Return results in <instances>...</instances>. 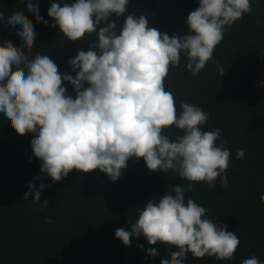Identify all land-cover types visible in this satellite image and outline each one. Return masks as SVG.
<instances>
[{
    "label": "clouds",
    "instance_id": "obj_1",
    "mask_svg": "<svg viewBox=\"0 0 264 264\" xmlns=\"http://www.w3.org/2000/svg\"><path fill=\"white\" fill-rule=\"evenodd\" d=\"M254 3L256 0H198V7L185 20L188 31L170 36L149 27L144 14L130 13L129 0H51L47 10L53 18L50 26H58L67 40L97 36L68 59L75 76L58 71L48 55L38 52L26 58L37 33L22 18L5 25V14L0 11V24L16 34L19 43V54L11 47L0 48V121L20 135L34 134L32 153L41 161L40 172L53 182L73 169L84 173L100 170L116 181L135 157L143 158L149 170H171L189 182H207L210 189L219 177L226 188L231 151L220 139L221 129L203 130L210 113L199 105L181 102L178 113L174 95L166 90L164 81L170 67L180 65L182 55L193 76L209 61L223 75L225 68L213 59L214 51L232 25L253 12ZM19 5L30 19L49 25L40 15L38 0H20ZM125 13L129 14L117 31L116 21L110 18ZM256 23L264 24V19L258 17ZM62 81L73 86L75 98ZM169 126L182 134L175 138L166 135ZM236 156L244 158L245 150L237 149ZM45 186L41 183L37 188L29 181L23 199H29L31 193L34 202L48 206L46 200L40 201ZM192 187V183L174 184L139 208L130 230L117 228L114 236L125 246L131 244L130 237L141 235L149 245L174 246L170 258H162L160 264H185L189 252L196 258L233 259L239 237L227 230V223L210 217L205 206L185 198ZM260 199L264 202V194ZM146 252L150 257L159 255L156 247H148ZM241 264L264 261L252 255Z\"/></svg>",
    "mask_w": 264,
    "mask_h": 264
},
{
    "label": "trees",
    "instance_id": "obj_2",
    "mask_svg": "<svg viewBox=\"0 0 264 264\" xmlns=\"http://www.w3.org/2000/svg\"><path fill=\"white\" fill-rule=\"evenodd\" d=\"M19 3L0 0V11L5 14V25L22 18L37 33L33 49L24 54L26 58L38 52L48 55L58 71L75 76L67 61L96 40V34L80 41L67 40L58 26H50L53 18L47 10L51 0H38L40 15L49 25L30 19ZM197 7L198 0H129L128 5L130 13L144 14L149 27L170 36L188 31L186 17ZM252 7L253 12L237 20L214 51L213 59L225 68L223 75L209 61L193 76L182 55L180 65L170 67L164 81L166 90L174 95L178 113L181 102L199 105L210 113L203 130L221 129L220 139L231 151L227 187L221 185L219 177L210 189L207 182H189L171 170L152 171L143 158L135 157L129 159L116 181L100 170L84 173L73 169L53 182L40 172L41 161L32 153L34 134L20 135L0 121V264H160L162 258H170L174 246L160 242L149 245L143 235L130 237L131 244L125 246L114 231L121 227L130 230L139 208L177 183H192L185 198L205 206L210 217L227 223V230L240 239L231 260L207 255L196 258L189 252L185 264H241L252 255L264 261V202L260 199L264 194V24L256 23L258 17L264 19V0H256ZM128 14L110 18L116 21L117 31ZM15 35L0 24V48L11 47L19 54ZM62 84L75 98L73 86ZM164 132L171 138L182 134L175 126ZM239 148L245 150L242 159L236 156ZM29 181L37 188L41 183L46 185L40 201L46 200L48 206L34 202L31 193L29 199H23ZM148 247H156L159 255L148 256Z\"/></svg>",
    "mask_w": 264,
    "mask_h": 264
}]
</instances>
